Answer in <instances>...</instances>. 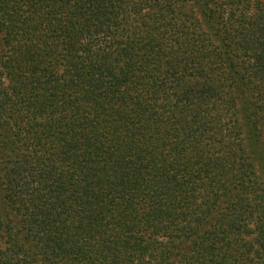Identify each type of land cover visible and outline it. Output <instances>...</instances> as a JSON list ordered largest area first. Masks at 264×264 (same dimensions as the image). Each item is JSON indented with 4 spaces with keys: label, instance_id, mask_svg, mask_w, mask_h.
Masks as SVG:
<instances>
[{
    "label": "trees",
    "instance_id": "trees-1",
    "mask_svg": "<svg viewBox=\"0 0 264 264\" xmlns=\"http://www.w3.org/2000/svg\"><path fill=\"white\" fill-rule=\"evenodd\" d=\"M0 203V264H264V0H0Z\"/></svg>",
    "mask_w": 264,
    "mask_h": 264
},
{
    "label": "rangeland",
    "instance_id": "rangeland-1",
    "mask_svg": "<svg viewBox=\"0 0 264 264\" xmlns=\"http://www.w3.org/2000/svg\"><path fill=\"white\" fill-rule=\"evenodd\" d=\"M0 205H1V207H0L1 209H2L3 207L5 208V206H3L1 203H0ZM3 215L6 216L5 211H3Z\"/></svg>",
    "mask_w": 264,
    "mask_h": 264
}]
</instances>
